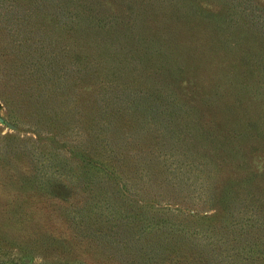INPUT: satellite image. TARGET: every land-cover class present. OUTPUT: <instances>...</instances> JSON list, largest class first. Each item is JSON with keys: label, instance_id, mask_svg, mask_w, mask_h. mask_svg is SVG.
<instances>
[{"label": "rangeland", "instance_id": "374dc122", "mask_svg": "<svg viewBox=\"0 0 264 264\" xmlns=\"http://www.w3.org/2000/svg\"><path fill=\"white\" fill-rule=\"evenodd\" d=\"M257 43L264 0H0V264H264Z\"/></svg>", "mask_w": 264, "mask_h": 264}, {"label": "trees", "instance_id": "16d2710c", "mask_svg": "<svg viewBox=\"0 0 264 264\" xmlns=\"http://www.w3.org/2000/svg\"><path fill=\"white\" fill-rule=\"evenodd\" d=\"M217 10H218V9H217ZM133 20H134V19H133ZM256 42H257V40H256ZM252 47L255 48V54H256V56L259 55V56H260L259 59L263 60L264 57L262 56V51H261L262 48H260V44L257 43V46H252ZM201 100H202V98H201ZM193 101H194V100H192V101L188 104V106H190V105L193 103ZM202 102H203V100H202ZM199 104H201V103H199V102H198V103H195L193 106H196V105H199Z\"/></svg>", "mask_w": 264, "mask_h": 264}, {"label": "water", "instance_id": "95a60500", "mask_svg": "<svg viewBox=\"0 0 264 264\" xmlns=\"http://www.w3.org/2000/svg\"><path fill=\"white\" fill-rule=\"evenodd\" d=\"M6 124H7L8 126H10V127H13V126H12L10 123H8V122H7Z\"/></svg>", "mask_w": 264, "mask_h": 264}]
</instances>
